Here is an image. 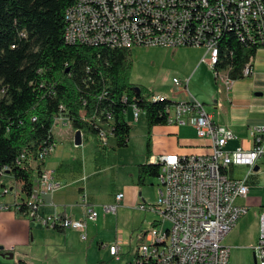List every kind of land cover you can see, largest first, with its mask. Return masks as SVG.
Segmentation results:
<instances>
[{
  "label": "built area",
  "instance_id": "obj_1",
  "mask_svg": "<svg viewBox=\"0 0 264 264\" xmlns=\"http://www.w3.org/2000/svg\"><path fill=\"white\" fill-rule=\"evenodd\" d=\"M245 1H252V10H245ZM65 29L69 31V43L171 49L200 46L204 50L202 60L210 66L212 58H219L220 63L227 56V44L222 47L224 37H233L247 49L264 47V0H83L80 9L70 5ZM251 59L252 56L242 68L243 76L251 73ZM221 69L227 67H220L214 73L216 78ZM188 79L172 78L174 91L184 92L186 99L175 100L165 93H153L150 99L170 100L167 123L192 125L198 136L211 140V150L149 156L147 160H154L159 166L152 184L154 201L141 200L137 207L152 211L158 219L151 228L137 233L134 261L128 264H227L230 248L223 239L248 210L246 205L236 202L247 195V184L229 178L223 170L239 164L251 170L257 159L264 157V126L252 128L251 148L228 149L227 143L234 133L212 121L204 103L189 92ZM224 82H228V75ZM130 105L134 108L133 119H137L141 109L135 103ZM57 123L68 126L69 117L64 110L54 117L52 137L39 148L37 157L32 158L29 150L22 149L15 159L23 168H34L32 183H37V191L27 194L19 184L17 188L9 183L0 184V197L15 192L12 204L0 201V211L13 209L48 228L78 230L81 239L86 240L88 223L94 222L99 213L86 200L82 201L81 218L39 211L45 202L53 205L46 198L60 186L53 170L44 167L46 158L59 143L53 129ZM111 134L101 130L98 138L107 145ZM2 171L10 174L9 167ZM123 196V192H117L114 202L102 205L103 213L115 215ZM22 207L24 211H20ZM100 245L113 258H120L118 241ZM253 250L256 263L264 264V209L259 212V233Z\"/></svg>",
  "mask_w": 264,
  "mask_h": 264
},
{
  "label": "trees",
  "instance_id": "obj_2",
  "mask_svg": "<svg viewBox=\"0 0 264 264\" xmlns=\"http://www.w3.org/2000/svg\"><path fill=\"white\" fill-rule=\"evenodd\" d=\"M75 3L0 0V184H4L2 169L9 167L11 177L27 194L33 190L34 168H23L15 159L22 149L37 157L39 148L52 137L53 120L61 110L73 129L94 136L107 130L121 147L128 145L132 127L125 113L135 103L145 115L147 131L145 161L137 165V183L143 184L146 175L155 177L159 170L147 160L152 128L167 123L171 101H154L150 99L153 92L128 81L131 48L66 41L65 15ZM224 38L227 56L220 63L218 58L212 71L227 67L228 78H241L255 49L244 48L233 37ZM13 264L28 262L18 259Z\"/></svg>",
  "mask_w": 264,
  "mask_h": 264
},
{
  "label": "crops",
  "instance_id": "obj_3",
  "mask_svg": "<svg viewBox=\"0 0 264 264\" xmlns=\"http://www.w3.org/2000/svg\"><path fill=\"white\" fill-rule=\"evenodd\" d=\"M183 48L185 47H179L178 50L175 48L172 52L173 54H183ZM203 53V48L195 53L197 62L186 69V72L190 73L188 77L189 92L204 103L212 121L232 130L234 138L228 141V149L238 146L251 148L252 128L264 126V47L255 50L251 59L250 74L237 79L228 78L227 83L224 81L221 83V80L215 77L211 67L202 60ZM193 78L196 83L193 84L191 90L189 82ZM161 93H165L175 100L187 98V95L181 91L175 95L168 90H163ZM65 128L68 127L65 126ZM152 132L151 155L159 153L187 155L208 153L211 150V140L206 136H198L195 128L190 124H158L153 126ZM60 146L59 143L44 162L45 168L53 170L60 186L51 197L46 198L53 205L45 202L39 211L41 214L55 211L64 212L73 218H81L83 216L82 201L86 200L90 205L94 204L89 197L88 182L87 184L79 182L85 177L88 179L90 174H97V171H84L87 165L77 157L66 159ZM115 152L118 155L122 153L120 148H117ZM144 161L145 153L130 168L129 176L119 180L117 192L124 194L117 207V211L119 210L121 213L130 207H135L141 200L147 201L143 195L145 183H137V165ZM62 167L74 170L81 176L67 181L62 176L63 172L62 174L60 172ZM7 175H4L2 182L17 188L18 182L10 176L5 177ZM226 175L229 178L244 180L248 186L247 195L236 201L238 204L246 205L248 210L223 239V243L230 248L227 264H257L254 262L253 246L259 233V212L264 209V157L258 158L251 170L242 164L229 165ZM146 180L145 177L144 182ZM63 181L65 185H63ZM150 184L152 185L153 181ZM117 192L107 198L105 203L114 202V195ZM14 197L15 192H11L1 196L0 201L12 204ZM250 209L254 213L251 217L247 215ZM97 219L88 223L87 239L88 231L95 227ZM249 225L253 227L250 228ZM80 239L78 230L48 228L36 220L18 214L13 209L0 211V246H2L0 264H13L18 259H24L28 264H59L58 258L64 259L63 262L66 264H72L76 258L75 254L79 253L80 246L87 240ZM90 243H88L89 246ZM62 255L66 257L63 258ZM83 257L85 259L79 260V264H89L87 253ZM120 259L121 257L118 260Z\"/></svg>",
  "mask_w": 264,
  "mask_h": 264
},
{
  "label": "rangeland",
  "instance_id": "obj_4",
  "mask_svg": "<svg viewBox=\"0 0 264 264\" xmlns=\"http://www.w3.org/2000/svg\"><path fill=\"white\" fill-rule=\"evenodd\" d=\"M178 48L176 49L178 50ZM202 48L200 46H186L182 49L183 54H173V49L171 48L134 46L131 48L132 62L127 72V79L133 85L143 88L144 92L161 93L163 90H168L175 95L177 92L174 91L172 77H177L181 81L187 79L190 73L186 72V69L194 62H197L195 53L202 50ZM217 78L221 80V83L226 80L227 70H219ZM195 83L196 80L194 78L190 79L189 88L191 90ZM133 112V106L129 105L125 118L132 125L130 139L127 146L121 147H117L113 135L108 137V144L103 146L102 143V145L100 144L98 136L90 133L86 134L82 131V143L75 146L73 141L75 129L71 127V124L68 123V128L62 127L58 123L54 125V133L66 159L77 157L83 160L84 164L86 163L87 167H85L86 170L84 171H97V174H90L88 179L85 177L79 182H84L85 184L88 182L89 197L98 210L99 217L95 227L88 231V239L85 242L83 241L84 243L80 246L79 253L75 254L76 258L72 264H79V260L85 259L83 257L85 253H87L89 264H124L125 261L133 262L137 233L151 228L152 223L158 219L155 213L143 210L137 205L124 210L123 213L118 210L115 215L112 213L103 214L102 210V205L106 204L105 200L118 191L119 180L129 176L130 168L146 152L147 131L145 115L143 111H139L138 118L133 119ZM98 123L101 124L100 121ZM117 148H120L122 152L120 155L115 152ZM150 161L154 162V160ZM60 172L61 174L63 172L62 176L67 181H72L76 177L81 176L66 167H62ZM9 176L11 177L10 174L5 177ZM146 178L143 195L147 201L152 202L154 201L155 190L154 185H151L150 182H155V177L146 175ZM63 185H65L64 181ZM252 214L254 215L253 210L250 209L247 215L251 217ZM249 226L250 228L253 227L252 225ZM101 238L102 240H100ZM114 241H118L120 245V260L113 258L106 247L100 246L101 242L106 244ZM89 242H91L90 246L88 245ZM62 257L65 258L66 256L62 255ZM58 261L59 264H66L63 262L64 259L58 258Z\"/></svg>",
  "mask_w": 264,
  "mask_h": 264
},
{
  "label": "bare ground",
  "instance_id": "obj_5",
  "mask_svg": "<svg viewBox=\"0 0 264 264\" xmlns=\"http://www.w3.org/2000/svg\"><path fill=\"white\" fill-rule=\"evenodd\" d=\"M81 6H83V0H76V3L72 6V9H80ZM245 10H252V1H245ZM65 17H66L67 24H68V21L70 18V8L66 11ZM65 39L67 42H69L68 29L65 30ZM217 61H218V58H212L210 60V67H212L215 63H217ZM32 191H37V183H33Z\"/></svg>",
  "mask_w": 264,
  "mask_h": 264
},
{
  "label": "water",
  "instance_id": "obj_6",
  "mask_svg": "<svg viewBox=\"0 0 264 264\" xmlns=\"http://www.w3.org/2000/svg\"><path fill=\"white\" fill-rule=\"evenodd\" d=\"M81 130L77 129L75 131V134L73 136V141L75 145H80L81 144ZM2 248V246H0V249ZM11 256V255H10ZM254 262L256 263V259H254Z\"/></svg>",
  "mask_w": 264,
  "mask_h": 264
}]
</instances>
